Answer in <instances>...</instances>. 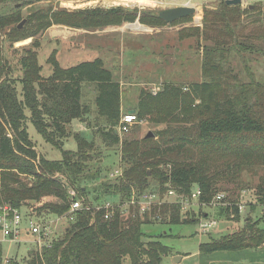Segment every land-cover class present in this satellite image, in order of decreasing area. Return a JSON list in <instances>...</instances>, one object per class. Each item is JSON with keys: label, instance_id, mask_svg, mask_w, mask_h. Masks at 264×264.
<instances>
[{"label": "trees", "instance_id": "obj_1", "mask_svg": "<svg viewBox=\"0 0 264 264\" xmlns=\"http://www.w3.org/2000/svg\"><path fill=\"white\" fill-rule=\"evenodd\" d=\"M39 1L0 0L1 10L9 5L7 11L0 12V204L20 209L24 221L32 216L47 221L68 212L69 189L75 188L92 210L78 211L75 221L63 228V235L58 234L51 245L33 249L25 264H126V258L130 264H164L171 249L163 242L167 233L150 234L144 225L156 224V217L168 225L200 223L209 214L204 213L201 219L199 214L183 216L180 197H191L197 187L200 195L196 200L201 209L214 202L224 177L235 180L243 172L259 177L254 189L256 206H264V82L249 67L235 71L232 65V56L245 59L246 54L264 55V31L246 34L243 29L246 16L260 7L252 11L241 4H227L226 0L213 8L206 6L203 25L195 27L194 34L201 49L205 80L188 87L166 82L157 92L142 88L135 113L162 127L152 137L123 139L118 131L122 84L105 60L95 57L66 67L53 51L48 59L52 73L44 76L36 36L53 24L96 30L137 19L149 26L169 22L159 16L160 12L119 5L37 10L19 28L24 19L22 8ZM259 13L264 16V7ZM29 38H33L30 45L13 47ZM6 43L13 50L10 56ZM85 83L94 85L97 111L105 121L98 128L101 141L107 147L120 146L121 175L95 187L99 194L91 201L87 198L88 186L81 182L100 177V168L87 173L94 146L80 132L70 129L74 120L86 121L91 112L83 102ZM29 122L45 141L61 149V159L50 160L41 154L30 137ZM71 136L78 143L76 151L63 149ZM21 176L31 179L25 181ZM153 181L159 185L158 190L151 187ZM134 190L138 195L155 191L161 200L165 192L173 190L177 199L162 200L143 213L134 205L127 214L119 205L109 211L95 208L107 201L122 205ZM46 197L55 199L43 201ZM225 201L224 196L220 202ZM35 203L41 205L36 207ZM107 212H111L109 218L105 217ZM221 214L238 221L241 211L237 201L229 200ZM261 225L260 220L248 216L242 229L211 237L200 250L258 249L264 245ZM9 264L19 262L10 259Z\"/></svg>", "mask_w": 264, "mask_h": 264}, {"label": "rangeland", "instance_id": "obj_2", "mask_svg": "<svg viewBox=\"0 0 264 264\" xmlns=\"http://www.w3.org/2000/svg\"><path fill=\"white\" fill-rule=\"evenodd\" d=\"M220 1L152 0L153 5H142L136 2L123 3L121 1L117 4L116 0L69 1V7L73 10L121 5L125 8L132 7L139 9V11L152 10L158 14L162 10L181 5H193L197 9L194 13L190 14L187 20L183 21L157 24L154 26L141 24L139 19L133 22V25L139 23L140 25L150 27L151 29L149 31L134 30L130 22L126 24L122 23L121 25L125 24L123 25L125 26L123 29L128 31L125 34H121L118 39L119 44L123 45V42L125 44V47L122 48V54L118 51L96 52L94 47L92 48V46L98 43L94 39V36H91L88 40L76 37L69 42H64L62 39H58L57 42H51L44 30L36 36V39L40 42L39 62L43 66L42 74L49 76L52 73L53 66L49 63L48 59L53 49L57 51L56 55L62 66L66 67L84 60L93 59L97 56L100 57V55H106V67L113 71L114 76L118 80L123 81L122 102L127 109L126 111L130 110V108H135L142 88L157 92L166 82H173L188 87L192 83L204 81L205 78L202 74V54L200 45L194 35L195 27L203 25L204 8L206 6L213 8ZM241 5L243 7H250L252 11L255 10V6L260 7V9H256V12L253 11V13L246 16L247 18L243 27L244 33L251 34L256 30L264 31V16L261 13L257 14L259 10L262 11L264 0H243ZM60 7L62 6L59 0H41L33 6L23 7L22 13L27 22V17L37 10L47 11L50 8ZM8 9L9 5L5 6L2 10L0 9V12L7 11ZM126 25L128 26L126 27ZM32 41L33 38H29L24 40V43H14L13 47L15 49H21L24 46L30 45ZM5 47L7 55L10 56L13 50L9 48V43H6ZM69 48H71L70 52H68ZM111 53L116 56L108 59L107 56ZM74 54L79 55V57L71 58ZM232 57H234L232 59V65L235 71H242L247 66L258 80L264 82V55L256 53L246 54L245 59L236 58V56ZM15 62H17V56ZM244 78L247 80V76ZM95 97L96 90L94 85L85 83L83 86V102L90 106L91 112L86 121L75 120L70 125L71 130L80 132L94 146V154L91 159H88L89 170L87 173H93L97 168H100L101 171L99 178L93 180L86 179L81 182V185H87L89 188L87 198L90 201L96 200L99 194L95 191V187H99L104 181H114L117 176L111 175H116V170H120V146L107 147L100 139L98 128L103 127L105 121L97 111ZM161 127L162 125L155 124L149 119L138 118V121L130 125L128 131L121 132L120 136L123 139L141 138L149 132L155 134ZM28 131L31 139L37 144V149L44 157L50 160H59L62 158L61 149L45 141L31 122L28 123ZM63 149L70 151H76L78 149V143L74 136L65 140ZM21 177L25 181H30L31 179L27 176ZM222 181L224 182H222L223 184L219 190V194L226 197L225 202L215 201L211 205H203L200 209L197 200L194 199L193 201H188L189 204L185 210L181 209L183 216H192V214L197 216L199 214L200 216H198L201 219L204 218V213H206L209 214V219L217 220V225L212 227L208 232H202L198 222L168 225L162 224L161 219L158 217H156V224L144 225V230L150 234L167 233L168 236L163 238V242L171 249L170 253L164 257V264H264V245L258 249L238 251L220 250L206 253L200 250L201 244L209 242L211 237L218 238L223 234L242 229L245 226V220L248 216H251L254 220H260L261 226L264 227V206H256L257 200L254 194L259 177L254 173L243 172L238 179L231 180V176H228L224 177ZM240 181L247 183L248 187H243ZM158 186L157 182H152L151 187L153 189L158 190ZM169 191L164 193L162 200L164 202L176 201V193L170 194ZM104 197L102 196L100 198ZM54 199L53 197H46L43 201H52ZM229 200L237 201L240 207L241 216L238 221L228 219L221 214V209L227 207ZM35 205L38 207L41 204L35 203ZM31 213L36 215L35 211ZM24 222H26L24 224L25 228L27 221L25 220ZM67 225H69V222L64 219L59 227V236L63 235V228ZM34 239V235H27L23 231L19 239L13 242L8 237L4 238L3 233L0 231V264H9L10 259L17 260L19 264H25L30 257V252L36 248ZM126 264H130L129 258H126Z\"/></svg>", "mask_w": 264, "mask_h": 264}, {"label": "built area", "instance_id": "obj_3", "mask_svg": "<svg viewBox=\"0 0 264 264\" xmlns=\"http://www.w3.org/2000/svg\"><path fill=\"white\" fill-rule=\"evenodd\" d=\"M138 121V116L135 112L122 114L120 125L118 126L119 133L126 132L130 129V125H133ZM116 175H121L120 170H116ZM170 194H174L173 190L169 191ZM69 194L71 197V204L68 212L62 216H58L54 219L47 221H39L36 216H32L27 220V226L24 228V217L20 209L13 207L10 204H0V231L3 233L4 238H9L11 241H16L19 239L20 235L24 231L27 235H34V243L36 247H42L43 245H51L53 240L59 234V227L62 221L65 219L67 222L75 221L77 213L80 210H92V206L84 203V201L78 197V192L75 188L69 189ZM200 195V190L196 187L193 190L191 197H180V203L182 205V210L188 206L189 202L197 199ZM223 195L218 194L215 197V201L220 202ZM159 193L151 190H146L140 195L134 190L132 191L130 199L124 204L120 205V202L113 203L107 201L102 205L95 206L96 209L101 207L106 208L108 211L116 205L121 207L123 213L129 212L130 206H137L141 213L149 211L152 205L156 203H161ZM111 212H107L105 217L109 218ZM217 225V220L214 219H202L199 223L202 232H208L212 227ZM25 229V230H24Z\"/></svg>", "mask_w": 264, "mask_h": 264}, {"label": "crops", "instance_id": "obj_4", "mask_svg": "<svg viewBox=\"0 0 264 264\" xmlns=\"http://www.w3.org/2000/svg\"><path fill=\"white\" fill-rule=\"evenodd\" d=\"M59 1H60L61 6H62L60 8H66L68 10H73L69 7L70 6L69 1H72V0H59ZM116 3L119 4L118 2H116ZM63 4H66V5L63 6ZM106 7H104V8H106ZM60 8H54V10L60 9ZM126 23L127 22H125V24ZM125 24H123V25H125ZM123 25H109V26H106L103 28H98L96 30H87L84 28H73L70 26L63 25V24H53L52 26L47 28L45 31H46V34L48 35L51 42L52 41L57 42L58 39L59 40L62 39L64 42H69V41L75 39L76 37H78V38L81 37L83 39L88 40V38H91V36H94V39L97 40L98 43H96L95 46H92V48L94 47V50H96V52H106V51L116 52V51H118L120 54H122L123 53L122 48L125 47V44H124V42H123V45L119 44L118 39H119V36L121 34H125L128 32V31H126V29H123L125 27ZM127 26L128 25H126V27ZM102 42H104V43L102 44ZM118 45H119V47H118ZM70 50H71V48H69L68 52H70ZM53 51H56V50L53 49ZM114 56H116V55L111 53L107 57H108V59H111ZM72 57L78 58L79 55L74 54L71 56V58ZM97 57H99V56H97ZM100 57L103 58L104 60L106 59V55H100ZM120 82L123 85V81L120 80ZM126 110L127 109L122 102V114L135 112L134 108L133 109L130 108V110H128V111H126Z\"/></svg>", "mask_w": 264, "mask_h": 264}, {"label": "water", "instance_id": "obj_5", "mask_svg": "<svg viewBox=\"0 0 264 264\" xmlns=\"http://www.w3.org/2000/svg\"><path fill=\"white\" fill-rule=\"evenodd\" d=\"M227 4H242L243 3V0H226ZM106 8H110V7H106ZM129 9L133 10L132 7H128ZM196 7L193 6V5H181V6H177V7H174V8H170V9H165V10H162L160 11L159 13V16L168 21V22H171V21H174L180 17H183V16H187V15H190L192 13H194L196 11ZM26 22V19H23L18 27L19 28H22L23 25L25 24ZM133 24V23H130V25ZM154 134L152 132H149L146 137H152Z\"/></svg>", "mask_w": 264, "mask_h": 264}, {"label": "bare ground", "instance_id": "obj_6", "mask_svg": "<svg viewBox=\"0 0 264 264\" xmlns=\"http://www.w3.org/2000/svg\"><path fill=\"white\" fill-rule=\"evenodd\" d=\"M123 2V3H130V2H136L142 5H153L152 0H116V2ZM133 25V24H132ZM132 28L134 30H139V31H149L151 28L145 25H140L139 23L136 25H133Z\"/></svg>", "mask_w": 264, "mask_h": 264}]
</instances>
